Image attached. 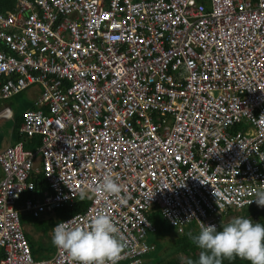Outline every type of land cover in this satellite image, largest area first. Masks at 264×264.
<instances>
[{"label": "built area", "instance_id": "2783aa9c", "mask_svg": "<svg viewBox=\"0 0 264 264\" xmlns=\"http://www.w3.org/2000/svg\"><path fill=\"white\" fill-rule=\"evenodd\" d=\"M15 1L0 11V103L39 89L20 133L40 145L0 151V264H74L57 247L36 260L21 214L72 206L82 189L87 209L62 221L106 212L123 236L115 264L156 250V207L180 232L259 207L264 0ZM108 171L122 192L99 197Z\"/></svg>", "mask_w": 264, "mask_h": 264}, {"label": "clouds", "instance_id": "9594fccd", "mask_svg": "<svg viewBox=\"0 0 264 264\" xmlns=\"http://www.w3.org/2000/svg\"><path fill=\"white\" fill-rule=\"evenodd\" d=\"M99 197L119 196L122 185L108 171L93 189ZM80 200L90 198L82 189ZM257 206H264V188L254 193ZM198 232L186 235L200 249L196 260L185 264H222L223 259L239 257L248 264H264V224L250 217L235 216L217 230L213 224L198 223ZM52 244L63 249L74 264H115L124 246L123 236L106 212H99L85 226L71 219L59 221L52 228Z\"/></svg>", "mask_w": 264, "mask_h": 264}, {"label": "trees", "instance_id": "16d2710c", "mask_svg": "<svg viewBox=\"0 0 264 264\" xmlns=\"http://www.w3.org/2000/svg\"><path fill=\"white\" fill-rule=\"evenodd\" d=\"M16 6V1L15 0H0V11L3 15H8L10 13H12L15 9ZM33 109V105L29 106L27 109L19 110L16 109L14 111V124L12 127V139H11V143L12 144H16V143H23V147L26 150H32L35 149L36 147H39L40 145V139L39 137L35 136V137H26L24 135H22L20 133V127L21 124L23 123L24 120V113L27 110ZM10 143V142H9ZM33 180L35 181L36 187L38 189H42L43 187H46V183H45V179H43V176L41 173L38 174H33ZM28 197L27 194H23L20 197L18 206L20 204H22V202ZM90 201L88 198L84 199V200H79L76 203H74L72 206H67V207H63L61 209H59L57 211L58 215L56 217V219L54 220H50V221H39L36 218V212H23L21 214V222L26 223L28 218L27 214H31L33 216V221L32 222V226H35V228H39L41 230L44 231V234L47 233L48 229H52L53 226L58 223L59 221H62L64 219H67L69 217H71L72 215H75L77 213L80 212H84L88 205H89ZM155 212V211H154ZM245 217H255L259 215V218L254 220V221H258L261 224H264V206H259V207H255V208H251L248 211H244ZM244 216V215H243ZM151 221L154 223L157 233H154L152 236V241L155 245H156V250L153 252H150L148 255H146L144 257V262L143 264H185L186 259L191 258L193 260H196V258L198 257V253L200 251V249H198L195 244L189 239V237L186 235L189 231H191L194 235L197 233V231L191 230V227L189 228H185V230L180 233V230L177 227H172L169 226L167 224V222L165 220H163L160 216L156 215L155 213H152L150 216ZM227 223V222H226ZM220 230V228L218 229ZM169 232H173L176 236L173 239V244H172V249L173 252L176 254H182L185 258V260H181L179 257H173L169 260H163V258H161L159 256L158 253H156L157 249H158V245H159V240L157 239L155 241V238H157V236L162 233L164 235H166ZM27 239L29 241L30 247H31V251L32 254L34 256V258L36 260L38 259H46V258H50L52 256V254L54 253L53 251H49L46 256H44L43 258H40L39 256V252H40V246L38 247V243L31 238L29 235L27 236ZM147 258L149 259L147 261ZM150 258H154L151 259ZM127 261H125L126 263ZM222 264H248V261L239 258V257H233L231 259H223L222 260Z\"/></svg>", "mask_w": 264, "mask_h": 264}, {"label": "rangeland", "instance_id": "374dc122", "mask_svg": "<svg viewBox=\"0 0 264 264\" xmlns=\"http://www.w3.org/2000/svg\"><path fill=\"white\" fill-rule=\"evenodd\" d=\"M39 94V89L38 88H33L29 91H25L21 93L20 95L0 103V110L3 109L5 106H10L13 108L15 111L16 109L19 110H24L27 109L29 106L33 105L35 100L37 99ZM14 119L6 120V119H1L0 120V151H2L8 144L9 142L11 143V137H12V127L14 124ZM40 160L38 159L36 161V167H39ZM155 211V212H154ZM155 213L156 215L160 216V209L158 207L154 208L152 212H150L149 216ZM246 213H238V214H233L227 218V221L235 216H245ZM58 213L53 212V213H46V212H38L36 213V218L39 221H50L56 219ZM161 217V216H160ZM28 220L26 223H23L24 231L26 235L30 236L33 238L36 242L40 243V252L39 256L40 258H43L46 256V254L49 251L55 250V246L51 242V236H52V229H48L47 233L44 234L43 230L39 228H35V226H32L33 221V216L31 214H27ZM162 218V217H161ZM259 218V215L255 217H252L251 219L254 221ZM180 232L179 234H181ZM177 235V234H176ZM173 232H169L166 235L160 233L157 238H155V241L158 239L159 242V247L156 251V253L159 254L163 260H169L173 257H179L181 260H185L184 256L182 254H176L173 252L172 249V244H173V239L176 236ZM153 236H149V240L152 241ZM154 259V258H150ZM149 259L147 258V261ZM120 264H125V262H121Z\"/></svg>", "mask_w": 264, "mask_h": 264}, {"label": "crops", "instance_id": "0c3cea01", "mask_svg": "<svg viewBox=\"0 0 264 264\" xmlns=\"http://www.w3.org/2000/svg\"><path fill=\"white\" fill-rule=\"evenodd\" d=\"M39 164H40V163H39ZM39 166H40V165H39ZM37 174H38V173H37ZM41 174H42V173H41ZM42 176H43V175H42ZM0 178H1V172H0ZM43 179H44V177H43ZM45 183H46V181H45ZM46 185H47V183H46ZM46 188H47V186H46V187H43V189H46ZM79 200H80V199H79ZM79 200H78V201H79ZM57 211H58V210H57ZM57 211H56V212H57ZM43 232H44V231H43ZM37 243H38V247H39V246H40V243H39V242H37ZM39 250H40V249H39ZM55 251H56V248H55V250H54L53 252L55 253ZM54 253L52 254V256L54 255ZM52 256H51V257H52ZM51 257H50V258H51ZM46 259H49V258H46ZM38 260H43V259H38Z\"/></svg>", "mask_w": 264, "mask_h": 264}]
</instances>
